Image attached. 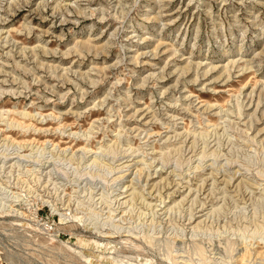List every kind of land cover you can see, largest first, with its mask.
Instances as JSON below:
<instances>
[{
	"label": "rangeland",
	"instance_id": "1",
	"mask_svg": "<svg viewBox=\"0 0 264 264\" xmlns=\"http://www.w3.org/2000/svg\"><path fill=\"white\" fill-rule=\"evenodd\" d=\"M0 264H264V0H0Z\"/></svg>",
	"mask_w": 264,
	"mask_h": 264
}]
</instances>
